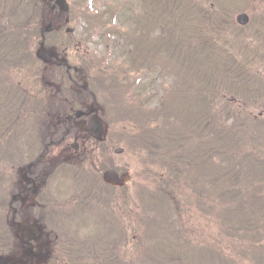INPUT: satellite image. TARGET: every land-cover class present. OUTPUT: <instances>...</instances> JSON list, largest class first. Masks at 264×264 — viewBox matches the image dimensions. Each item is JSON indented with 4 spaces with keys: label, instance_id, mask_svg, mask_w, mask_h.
Masks as SVG:
<instances>
[{
    "label": "trees",
    "instance_id": "obj_1",
    "mask_svg": "<svg viewBox=\"0 0 264 264\" xmlns=\"http://www.w3.org/2000/svg\"><path fill=\"white\" fill-rule=\"evenodd\" d=\"M100 1L76 0L75 6L71 8L73 13L78 10L77 15L84 21L87 40L98 37L103 46V54L82 55L81 67L77 71L72 69L68 75L65 65H53L56 64L55 60L54 63H46L31 51L34 45H41L45 25L51 19L54 26L58 23V13L51 11V2L0 0V114L8 115L3 136L6 140H14L19 135L34 132L33 129L38 130L36 135H41L39 128L45 122L42 114L48 106L44 99L38 98L44 90L41 82L60 83L63 90L59 97L70 99L69 102L62 101L67 104L68 109L77 107L75 98L83 101V96L78 94L82 90L75 89V86L87 82L95 87L99 97L104 94L102 89H106L114 97L115 106L108 109L105 116L110 127L108 145L110 148L125 145L139 151L146 161L148 159L155 163L153 179L158 187L138 188L137 199L143 212L139 219L144 226L137 229L142 236L135 240L137 230L131 223L130 216L120 224L116 213L114 214L111 208L108 209L107 205L115 198L110 191L114 187L97 178L92 171L93 164L69 166L70 172L77 175L82 184L80 198L76 200V210L82 212L87 206L91 207L108 225L105 234L109 232L112 237L116 235V244L111 243L104 250L95 248L98 245L95 242L92 248L94 255L88 256V259L82 257L83 264L102 262V259L96 260L97 256L104 257L102 264H106L105 260H108V264H239L236 258L226 255L223 251L193 245L184 236L173 215L176 188L180 184V187L185 186L192 190L199 208L206 214L216 215L226 236L256 240L262 233L259 229L251 233L250 227L246 226V214L241 205L244 202H252L255 207H261L264 197L254 196L250 191L249 182L243 181V184L236 176L243 169L242 164L251 167L256 165L259 158L255 132L250 124L242 119L234 101L225 98L224 93L231 94L234 90L231 86H196L197 83L190 79L191 72L179 66L175 71L180 80H177L171 89H166V95L159 100L156 107L145 110L139 105L129 104L125 98V90L130 86V73L140 67L150 70L156 67L155 61L146 67L148 61L144 56H140L143 54V48L156 47L164 41L167 44V39L151 37L153 29L159 30L154 27L157 22L153 25L154 28L142 30L143 34L139 36V29L133 24V20H136L133 13L129 18L130 22L125 25L121 19L122 8L109 5L108 8L102 9L97 7ZM158 1L166 9L163 23H166L167 19L183 18V10L175 3L179 0ZM113 2L115 4V0ZM189 6L198 9L203 18V33L198 36L192 34L191 38H197L198 43L204 47L217 44L222 34L219 27L216 29L211 26V12L196 5L194 0H189ZM169 32L175 33L171 28ZM49 35L52 33H46V37ZM58 44L61 47L66 45L62 40H59ZM179 44L182 46L180 48L185 49L182 41H179ZM174 49L175 53L180 50ZM12 70L19 71L34 92L29 86L25 89L18 84L14 85L10 78ZM70 76H73L76 85ZM139 91L142 92V89ZM82 92L89 95L86 91ZM59 104L62 107L60 101ZM78 108L81 109L80 106ZM181 109L185 112L181 113ZM119 123H123L125 132L118 131L116 126ZM115 132H118V135L113 141ZM0 155L3 156L1 132ZM84 159L92 162L88 156ZM2 161L0 159V227H5L7 208L8 218L13 214L9 206L12 198L10 199L7 192L17 193L11 188H14L12 182L17 179L19 164L14 160L8 161L10 166L7 174L11 190H6L5 194ZM106 168L117 169L111 163ZM208 175L211 177L210 181ZM12 205L17 208L15 203ZM17 217L21 218L18 215ZM130 229H133L135 234L131 233ZM131 242L137 244L136 249L140 253L134 259L130 258L126 251ZM263 246L258 247L259 252H256L254 246L250 247L254 250L253 257L258 263L264 262ZM243 253L244 249L239 254Z\"/></svg>",
    "mask_w": 264,
    "mask_h": 264
},
{
    "label": "rangeland",
    "instance_id": "obj_2",
    "mask_svg": "<svg viewBox=\"0 0 264 264\" xmlns=\"http://www.w3.org/2000/svg\"><path fill=\"white\" fill-rule=\"evenodd\" d=\"M75 2L76 0H68L70 12L64 16V19H66V17L69 18L67 26L73 28L74 33L70 36L66 35L67 33L65 32V29H61L59 28V25H57L55 29V31H57L56 38L54 35L49 36L48 44L52 43V46H60V44L55 42L61 40L63 36L64 39L69 38L72 41H75L73 43H77L79 40L78 47L74 48L75 45L72 46V43V45L67 46L65 52L63 51L66 59L69 60V63L75 64L79 67L81 65L80 57L82 55H93L97 53L100 56L103 54V46L101 42H99L97 36L92 37L89 41L87 40V36L84 32L85 23L82 19L80 20V17L77 15L78 10H75V13L71 11L73 5L75 6ZM199 2L205 8L209 9L212 8L210 4H214L213 14L215 16L223 15L225 17L210 19L211 26L216 29L217 26L222 28L225 27L227 24L225 21L228 19L230 20V17H232L233 20L236 18V12L227 10L244 3L243 0H199ZM113 4V0H101L97 7L105 9L108 8L109 5H112L113 7L119 6L123 10L121 19L125 25L130 22L129 18L133 13L135 18L138 17L137 21L133 20V24L135 22L136 26L139 28V36L143 34V29L153 27V25L160 20L157 22L156 26L154 25V27L159 28V30L154 31L153 27L151 37H164V39H167V44L166 41H164V43H160L156 47L143 48V54H140V56H144L146 61H148L146 67H149L153 61H155L158 67H155L154 70H146V68L140 67L135 72L130 73V86L125 93V98L129 104L142 106L145 110H152L159 100L164 98L166 95V89H171V87L177 83V80H180L175 71L177 66L182 67L185 71L191 72L190 79L197 83L196 86L207 87L209 85H217L219 88H227L230 86L233 87L234 84L232 82H235L237 84L236 89H240L241 81L239 78L242 77L243 92H250V88L248 89L250 78L247 77V73L244 71L245 67L249 68L252 72L255 66L257 67L260 64H257L259 59H254L250 54H248V58L247 55H244L241 52V49L238 50L240 46L248 48L245 46V41L244 43L240 42L236 50L234 47H231V38H235L238 32L236 33L233 29H229L228 32H226V37L222 40H216L217 44H214L212 47L204 48L203 44L198 43L197 38L195 40L194 38H191L193 35L198 36L200 33H203V26H201L203 18L198 9L188 8L189 3L187 0H184L183 3H179V6L183 9V12L181 13L183 18L178 17L174 20L167 19L166 23H163L165 18L163 15L164 13L153 9L156 8V10H158V0H115V4ZM64 19H62L61 23H64ZM169 27L175 33L170 34ZM164 31L165 33H163ZM224 31H226V29ZM238 34L240 36L244 35V33L240 32ZM179 41L184 43L185 49L180 48L182 46L179 44ZM33 48L34 50L32 49V51H34L35 55L44 58V56L41 55L38 44L37 46L34 45ZM174 48L180 50L175 53ZM244 50L246 49L244 48ZM236 51H238V56ZM249 52L258 54L259 50L251 48V51ZM11 78L14 83L25 85L21 74L12 71ZM139 85L142 86L139 87ZM59 89L60 86L57 84H51L48 82L43 95H46L47 100L53 99ZM140 89H142V92L138 91ZM102 91L104 94L100 96L96 106L99 110V114L103 116L106 109L113 108L114 99L106 89H102ZM238 92H232L231 95H237ZM231 95L228 93L227 96L230 97ZM234 98L236 99L235 96ZM181 110V113L185 112L183 109ZM181 113L179 111L180 115ZM254 113L256 114V112ZM246 115L247 114H244V117L250 119L247 121H251V127L254 130L256 126L255 119H253L252 115ZM7 120L8 115H0V132L3 154V156L0 155V159L3 160L2 169L4 170L7 168L5 161L10 157L11 159L14 158L13 160L15 163L17 162V164H19V179L15 184L16 188L18 183L24 180V173L30 165V162L40 155L43 144L41 142L40 144H37L33 137L26 139L25 136L22 135L18 136H22L21 138L16 137V139H18L16 142H7L8 140L3 136L5 125L8 123ZM64 120L65 119L62 117L57 116L47 117V130H50V128H59L64 123ZM73 121L74 118H71L70 122ZM116 127L118 131L125 132L123 123H119ZM76 135L79 136L78 142L80 143L78 152L72 147V144L75 142V140H73L74 138L69 139L70 141L67 139L59 145L50 147V152L45 158V161L42 162V167L51 163L65 165H63L64 167L62 168L56 169L52 175H47L44 180L43 178L40 179L39 183H37L35 192L30 194L31 196L26 203L25 209H27L28 217L31 220L30 222L37 224L42 231H44L45 228L48 231H52L51 233L54 232V234L57 235L58 240L64 241V244L68 241V245L71 249L84 250V247H82L83 243H90L93 239H98V237H102L103 240L106 239L104 238V233L105 227L107 228V226L103 221H98L100 219L93 214L92 209L87 208V212L83 214H80L77 210H73V207L77 205L76 200L80 198V186H82V184L73 174V176H68L67 164L69 162L73 163L76 160L82 163L81 159L78 157L83 155L86 151H89L93 163L98 160L93 170L97 172V175H99V173L100 175L104 173V171H98V169L102 167L101 162L105 157L111 159L120 172L125 171L120 173L125 175L124 187L114 190V195L116 194L115 198H113L112 202L107 206L108 209H112L114 214L116 213V216L119 217V222L122 224L126 221V218L130 216L131 223H133L136 230L144 226V223L139 219L140 214H143V212L139 204L140 201L137 199L136 193L138 192V188L146 187L155 189L158 185L153 179L154 170L156 169L155 163L148 159L146 161L139 151H134V149L123 145L120 146V148L124 149L123 153L118 154L115 152V149H102L99 145L92 142L91 139L81 137L82 133L80 132H77ZM117 135L118 132H115L112 137L113 140L117 139ZM83 139H85V141H83ZM15 145L18 146L16 149H14ZM257 150L259 151V149ZM258 156L260 161L257 162L256 165H251L250 167L244 163L241 166L243 169L240 168V174L236 175L241 182H249L250 191L256 197L261 195L258 188L261 189L264 187V161L261 158L260 153H258ZM245 167H249V169ZM37 171L40 173V169ZM210 175L208 176L210 177ZM213 177L216 178V176ZM208 180L210 181L211 177ZM179 185L180 184H178L176 188L177 195L175 198L176 202L173 209V215L176 221H178L179 226L182 228L184 236H186L193 245H198L203 248H206L207 246L216 251H223L226 255L228 254L229 256L236 258L239 264H264V262L258 263V261L254 259L253 255L255 252L252 248L250 249L251 246H254L257 250L256 252H259L260 250L258 247L264 245V204H262L261 207H255L252 202H244L241 204L243 206V211L246 214V226L250 227L249 229L251 233L258 229L262 232L256 240L249 238L241 240L238 237L235 238L236 236H226L220 220L216 215L206 214L203 209L197 206V201L192 190L185 186L180 187ZM100 205L104 207L102 203H100ZM64 207L67 209L71 208V211L73 212L70 213L66 211V214L59 213L58 210H62ZM239 224L241 225L240 221ZM6 228L7 226L0 227V238L1 236L6 238ZM9 229L10 237L12 235L13 238H17L18 228L12 226L11 220H9ZM130 232L135 234L133 229H130ZM136 232L137 235L134 236L135 240L142 236H140V230H137ZM241 232L243 233V229H241ZM180 235L182 236V233ZM1 245L0 254L2 256V254L8 253V250ZM136 245L137 244L131 242L130 248L126 249L127 255L130 258L134 259L136 256L140 255L136 249ZM88 246H91V244ZM58 247H60L59 244H56L53 247L50 246L48 248L49 254L45 256V258H42L38 264H51V258H57L58 262L61 261V259H58L59 257L56 256ZM98 247H100L99 244L96 248ZM243 249L244 253L242 255L239 254ZM12 254H14V251ZM58 254H60V251ZM90 255L94 254L91 252ZM12 256L14 257V255ZM97 257L96 260L102 259V262L98 261V264H102L104 262V257ZM179 259L180 258H178V260ZM79 261L80 260H77L76 262L70 261V264H79ZM105 263L108 264V260H105ZM195 264L199 263L196 262Z\"/></svg>",
    "mask_w": 264,
    "mask_h": 264
},
{
    "label": "flooded vegetation",
    "instance_id": "obj_3",
    "mask_svg": "<svg viewBox=\"0 0 264 264\" xmlns=\"http://www.w3.org/2000/svg\"><path fill=\"white\" fill-rule=\"evenodd\" d=\"M244 3H241L238 6H234L229 11L236 12V18L233 20L232 17H230V21L233 22V25L235 27L236 32L244 33L242 36V40L246 42V45L248 47L254 48L256 50H259V52L263 53L264 56V0H243ZM211 6H214V4H210ZM238 8V9H237ZM240 14H247L249 16V22L246 25H241L238 23V16ZM223 17V16H219ZM259 66H255L253 73H252V83H251V92L250 96L244 94H239L237 103L239 111L243 114L246 113L247 115H252L253 118L256 121L257 124V132L259 133V142L261 144V153L264 157V58L261 59V61L257 62ZM89 100V98H86ZM87 108L89 109L90 104L86 103ZM87 111V110H85ZM256 112V114L254 113ZM76 117V115H75ZM91 120L90 115H83L82 119H74L73 123H77L78 126H82V122L89 123ZM73 131L72 127L69 126L68 130L64 132L61 137L58 139V141L50 140L49 144L45 145V152L44 158L47 156L48 152V145L52 143V146L59 145L62 142H65L67 139L69 140L71 137L69 136L71 132ZM74 148V145H72ZM76 149L78 148L75 146ZM42 158V160L44 159ZM42 162V161H41ZM36 169L33 174L35 175V178L40 181L42 179V173H38ZM32 179V177L28 178L26 174L24 175V182L20 183V192L19 195L21 196L22 203H26L30 199V194L32 192H35L37 188L36 180ZM29 184H33V186L30 187ZM24 194V195H22ZM27 198V200H25ZM8 233H7V239H8V255L7 258L10 262V264H13L12 261V250H11V239H10V229H9V218H8ZM42 237V238H41ZM39 237L37 240H33L31 245H28L26 243L27 239L26 237H22L20 239V242L22 244L21 249H18L14 256L17 257V261H20V264L23 263H38L42 258H45L48 253V248L50 247L52 240H51V234L45 233ZM32 247L31 253L34 255L32 257L29 254V248ZM45 249V254L37 253L39 249Z\"/></svg>",
    "mask_w": 264,
    "mask_h": 264
},
{
    "label": "water",
    "instance_id": "obj_4",
    "mask_svg": "<svg viewBox=\"0 0 264 264\" xmlns=\"http://www.w3.org/2000/svg\"><path fill=\"white\" fill-rule=\"evenodd\" d=\"M57 5H59L60 9L63 10V11H66V9L68 8V4H67V1L65 0H55ZM239 22L241 24H246L248 22V18L246 15H241L239 17ZM52 28V24H49L46 28V31H50ZM67 31L69 32H72L73 30L68 28ZM41 52L43 55H45L46 57H54L56 56V54L50 50V49H47L45 48L44 46L42 47L41 49ZM63 62L67 63L66 60L64 59H61ZM90 128V132L92 135H94L95 137L99 138V139H104V133H105V129L104 128V123L102 122V120L97 117L96 115L93 116V119H92V123L91 125L89 126ZM122 149H117V153H122ZM104 179L105 181H108L114 185H120L122 186L124 184V181H123V176L120 177L118 175V173L116 172H113V171H107L106 174L104 175ZM21 232H20V235H27L30 240L33 239V238H36L37 236H39V231L37 229V227L35 226H30L28 225L27 223H22L21 225ZM0 264H9L7 260H0Z\"/></svg>",
    "mask_w": 264,
    "mask_h": 264
}]
</instances>
